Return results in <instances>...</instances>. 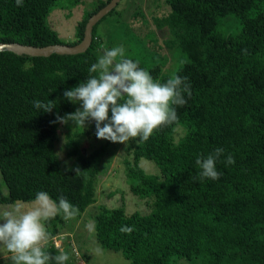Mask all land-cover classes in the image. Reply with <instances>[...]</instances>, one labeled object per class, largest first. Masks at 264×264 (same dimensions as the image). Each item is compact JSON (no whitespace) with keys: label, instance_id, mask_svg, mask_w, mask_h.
I'll use <instances>...</instances> for the list:
<instances>
[{"label":"trees","instance_id":"obj_1","mask_svg":"<svg viewBox=\"0 0 264 264\" xmlns=\"http://www.w3.org/2000/svg\"><path fill=\"white\" fill-rule=\"evenodd\" d=\"M80 2L24 0L18 7L16 0H0V43L77 45L88 19L110 0L89 4L71 41L58 36L48 17L59 8L70 18ZM163 2L169 12L153 23L169 30L165 45L184 56L174 74L187 77L191 96L185 94L186 104L176 106V122L147 141L133 138L132 161H125L126 183L132 195L148 200L149 212L126 214L124 206H97L96 240L120 252L128 264H177L180 259L190 264H264V0ZM115 12L94 26L92 43L82 54L33 58L0 51V175L7 189L5 194L0 186V204L32 202L44 191L57 202L64 196L79 209L74 219H80L96 203L106 148L84 152L70 140L73 161L65 166L54 150L61 124L50 121L57 113L74 112L63 93L92 75L88 69L102 46L97 27ZM227 16L240 23L238 34L220 32V21ZM153 57L157 63L139 66L165 82L171 77L163 72L167 58L155 50ZM36 100H53L56 107L43 112L34 107ZM216 148L224 149L216 163L220 178L194 180L200 172L197 157ZM229 154L234 164H226ZM141 159L152 162L156 172L146 173ZM77 166L78 174L65 170ZM66 221L62 213L44 221L49 237L42 247L52 256L61 253L53 240ZM123 226L135 230L122 233ZM62 252L70 256L66 264H78L68 243Z\"/></svg>","mask_w":264,"mask_h":264},{"label":"clouds","instance_id":"obj_2","mask_svg":"<svg viewBox=\"0 0 264 264\" xmlns=\"http://www.w3.org/2000/svg\"><path fill=\"white\" fill-rule=\"evenodd\" d=\"M23 2L16 0V5L23 7ZM88 71L92 75L86 81L63 93L65 99L80 104V107L64 116L57 113L51 124L72 122L75 127L84 129L87 122L94 121L98 139L122 144L137 137L147 141L156 130L178 120L176 106L186 104L185 94L191 96L187 77L173 74L165 82L154 80L149 71L139 66V61L126 56L123 46L105 49ZM33 104L46 113L56 107L53 100H36ZM223 153V148H216L206 157L198 156L196 165L200 172L194 180L219 179L221 173L216 163ZM225 162L231 165L235 160L229 154ZM65 170L76 174L81 171L78 166ZM33 205L27 211L21 212L19 208L15 212L3 211L0 243L13 254L15 264H49L50 261L66 264L70 258L67 252L52 256L43 249L42 245L49 237L44 221L61 213L65 219H73L79 215V209L64 196L57 202L44 191L36 194ZM86 228L94 232V221H90ZM119 230L130 234L135 228L123 226Z\"/></svg>","mask_w":264,"mask_h":264},{"label":"rangeland","instance_id":"obj_3","mask_svg":"<svg viewBox=\"0 0 264 264\" xmlns=\"http://www.w3.org/2000/svg\"><path fill=\"white\" fill-rule=\"evenodd\" d=\"M93 1L96 0H81L80 4L71 10L70 18L66 17L67 10L54 9L48 17V25L58 33L62 40L71 41L74 38L75 26L81 20L83 11L87 10ZM168 12L169 7L163 0H120L116 12L106 17L97 27L102 39L100 56L105 49L123 46L128 58L149 66L157 63V59L153 57L155 50L161 56H166L163 72L170 73L172 76L184 63V56L179 50L173 47L168 48L165 45V41L170 38L169 30L167 28L157 29L153 23V18H161ZM219 30L222 34H238L241 25L233 16H227L220 21ZM78 107L80 104H74V111ZM178 131L181 132L180 129ZM95 133L94 121L87 122L84 129L75 127L72 122L66 125L61 124L57 129L54 150L60 162L65 166H69L73 161V158L69 156L70 140L84 152L102 146L106 148L96 179V203L89 207L80 219H67L66 224L59 228L62 234L56 238L57 244H62L63 247L65 242L68 243L78 264H128L129 262L120 252L101 247L96 240L95 231L90 232L86 225L94 221L93 217L99 205L110 209L124 206L126 214L133 212L145 214L150 210V203L147 199L132 195L126 183L125 161H132L133 139L126 144L113 143L98 139ZM139 165L149 174H154L157 170L156 166L146 159H141ZM0 186L1 191L6 194L7 189L1 175ZM33 206V201L0 204V219L3 218L4 210L15 212L19 208L22 212ZM2 223L4 221L0 220V224ZM0 264H15L13 254L3 243H0ZM177 264L190 263L180 259Z\"/></svg>","mask_w":264,"mask_h":264},{"label":"water","instance_id":"obj_4","mask_svg":"<svg viewBox=\"0 0 264 264\" xmlns=\"http://www.w3.org/2000/svg\"><path fill=\"white\" fill-rule=\"evenodd\" d=\"M120 0H110V2L101 8L97 13L92 15L84 29L83 39L75 46L67 45H51L47 47H33L17 43L2 44L0 43V51H8L18 56L29 57H50L52 54L56 55H78L87 51L92 43V31L94 26L107 16L113 9H115Z\"/></svg>","mask_w":264,"mask_h":264},{"label":"built area","instance_id":"obj_5","mask_svg":"<svg viewBox=\"0 0 264 264\" xmlns=\"http://www.w3.org/2000/svg\"><path fill=\"white\" fill-rule=\"evenodd\" d=\"M56 238H57V237H56ZM56 238H54V240H53L54 247H55L56 249H58L60 252H62V250H63L62 244H57L58 240H57ZM59 243H60V242H59Z\"/></svg>","mask_w":264,"mask_h":264}]
</instances>
